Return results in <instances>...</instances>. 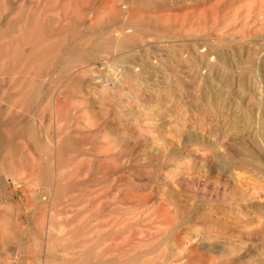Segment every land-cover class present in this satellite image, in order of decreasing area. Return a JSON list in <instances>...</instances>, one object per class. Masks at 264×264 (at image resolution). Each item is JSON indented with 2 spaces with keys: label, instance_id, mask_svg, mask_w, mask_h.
I'll return each instance as SVG.
<instances>
[{
  "label": "rangeland",
  "instance_id": "obj_1",
  "mask_svg": "<svg viewBox=\"0 0 264 264\" xmlns=\"http://www.w3.org/2000/svg\"><path fill=\"white\" fill-rule=\"evenodd\" d=\"M0 30V264H264V0H0Z\"/></svg>",
  "mask_w": 264,
  "mask_h": 264
},
{
  "label": "bare ground",
  "instance_id": "obj_2",
  "mask_svg": "<svg viewBox=\"0 0 264 264\" xmlns=\"http://www.w3.org/2000/svg\"><path fill=\"white\" fill-rule=\"evenodd\" d=\"M21 19H22V17H21ZM0 31H1V30H0ZM1 32H2V31H1ZM1 36H2V35H1ZM23 37H24V36H23ZM29 38H30V37H29ZM29 38H28V39H29ZM26 39H27V38H25V40H26ZM30 39H31V38H30ZM30 39H29V40H30ZM25 40H24V41H25ZM19 41H20V40H19ZM30 42H31V43H30ZM30 42H29V45H30V48H31V44H33V43H32V40H30ZM23 43H24V42H23ZM18 44L20 45V43H18ZM24 44L28 45L27 43H24ZM33 46H34V45H33ZM33 46H32V47H33ZM9 47H10V46H9ZM33 50H34V49H33ZM28 62H29V61H28ZM23 63H24V62H23ZM30 63H31V62H30ZM28 66H29V64H28ZM30 67H31V66H30ZM28 73H29V72H28ZM24 80H25V79H24ZM23 82H24V81H23ZM45 82H46V81H45ZM37 83H38V82H37ZM21 85H22V84H21ZM40 86H41V85H40ZM31 87H32V86H31ZM34 87H35V86H33V89H34ZM24 88H26V87L24 86ZM31 89H32V88H31ZM33 89H32L30 92H32ZM26 90H28V89L26 88ZM26 90H25V91H26ZM35 90H36V89H35ZM38 90H39V87H38ZM40 92H41V91H40ZM34 93H35V92H34ZM24 94H25V93H24ZM35 94H36V93H35ZM29 95H31V94H29ZM36 96H37V95H36ZM25 98H26V97H25ZM25 98H24V100H25ZM27 100H28V99H27ZM25 102H26V100H25ZM25 102H24V103H25ZM24 105H25V104H24ZM29 106H30V104H29ZM26 108H27V106H26ZM26 121H27V120H26ZM5 124H6V122H5ZM45 157H46V156H45Z\"/></svg>",
  "mask_w": 264,
  "mask_h": 264
}]
</instances>
